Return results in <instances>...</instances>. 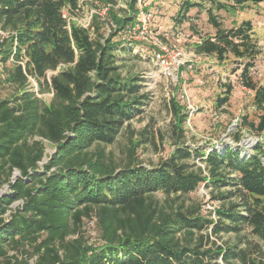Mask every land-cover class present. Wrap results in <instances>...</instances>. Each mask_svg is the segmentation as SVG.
I'll return each instance as SVG.
<instances>
[{
    "label": "trees",
    "instance_id": "obj_1",
    "mask_svg": "<svg viewBox=\"0 0 264 264\" xmlns=\"http://www.w3.org/2000/svg\"><path fill=\"white\" fill-rule=\"evenodd\" d=\"M79 1L0 0V29L9 32L0 40V82L13 87L0 97V188L9 187L0 197V264H25L24 256H35L34 264H264L260 144L250 153L231 146L189 149L186 113L171 99L177 147L157 165L140 164L133 142L122 162L100 147L115 141L147 99L140 78L122 75L114 55L124 48L122 36L137 22L139 9L137 0H129L104 36L97 23L83 27L69 20ZM94 1L111 10L118 0ZM204 1L214 32L197 42L195 52L241 66L238 80L259 112L257 122L244 116L242 124L259 134L264 80H254L250 69L262 49L250 20L226 28L217 14L258 0ZM200 5L186 0L177 22ZM48 71L56 72L47 77ZM231 90L227 84L218 105L228 101ZM45 92L52 94L48 102L39 97ZM44 141L55 151L39 169ZM194 159L202 166L191 163ZM14 171L19 176L13 181ZM201 184L220 201L216 218L204 213L200 202L185 204L182 198ZM16 200L21 204L5 215ZM84 218L94 219L101 241L96 245L80 233ZM220 233H234L237 241L210 240Z\"/></svg>",
    "mask_w": 264,
    "mask_h": 264
},
{
    "label": "rangeland",
    "instance_id": "obj_2",
    "mask_svg": "<svg viewBox=\"0 0 264 264\" xmlns=\"http://www.w3.org/2000/svg\"><path fill=\"white\" fill-rule=\"evenodd\" d=\"M128 1L118 0L117 5L110 10L108 6L94 0H80L77 15L71 16L69 20L83 27H89L92 22L97 23L101 27L100 32L108 36L115 26L114 18L121 19L123 10L128 9ZM185 1L137 0V8H142L150 14L147 32L144 34L146 39L127 41L122 45L124 48L117 47L114 50L116 64L120 66L122 75L140 78L141 92L147 94L141 112L122 128L115 141L112 144L100 145L105 154L117 162L127 158L128 147H133L130 142L135 144L133 152L136 160L146 167L157 165L177 147L172 138L175 117L170 106L171 99L181 106L186 116L191 113L190 125L188 126L185 120L183 127L184 146L189 149L208 152L222 151L223 147L231 146L238 148L242 153H250L257 144H260L264 151V130L256 134L242 124L244 116L248 121L257 122L259 112L251 105V91L244 88L238 80L241 66L237 67L231 60L218 62L213 56L195 52L197 42L214 32L205 12L210 5L204 0H188L201 4V7L190 8L185 19L178 23L179 8ZM217 14L226 28L237 25L242 20H250L254 37L262 49L250 73L254 80L263 81L264 0L246 3L230 11H219ZM114 40H118V36ZM154 41L161 43V49ZM158 52L160 58L156 57ZM189 59L193 64L191 69L186 66ZM56 71H48L47 77ZM227 84L232 87L229 99L225 104L218 105V98L224 97ZM30 86L37 91L36 83L32 79ZM12 91V86L0 82V97L8 96ZM184 93L186 97H182ZM51 96V92L39 94L45 102H48ZM246 140H250V145L244 144ZM44 146L45 154L38 163L39 169L55 151L47 141H44ZM262 158L264 161V154ZM192 162L196 165L200 163L197 159ZM16 177L17 171H14L12 180L14 181ZM210 190V187L201 184L182 198L185 204L200 202L203 212L211 218H216L213 210L220 205V201L210 198ZM6 194H9V187L4 184L0 188V197ZM157 196L163 199L162 194ZM20 204V200L13 201L5 215H9V212ZM80 233L88 244L96 245L101 242L94 219L84 218ZM247 237L255 240L250 235ZM209 238L216 244H233L237 241L234 233H220ZM12 253L15 254L14 251L10 252ZM21 256L17 255V259L21 260ZM23 258L27 260L25 264H34L36 259L35 256Z\"/></svg>",
    "mask_w": 264,
    "mask_h": 264
},
{
    "label": "built area",
    "instance_id": "obj_3",
    "mask_svg": "<svg viewBox=\"0 0 264 264\" xmlns=\"http://www.w3.org/2000/svg\"><path fill=\"white\" fill-rule=\"evenodd\" d=\"M149 17H150L149 13L145 12L142 8L139 9V11L137 12V22L134 25L128 27L125 30V34L122 36L124 38V40H127V41H131V40L142 41V40H145L146 38H145L144 34H146V32H147V23L149 21ZM8 33H9L8 31L0 29V40L3 39L4 37H6L8 35ZM154 44H156L157 47H159L161 49L162 45H161L160 42L154 41ZM156 57L160 58V53L159 52L156 54ZM186 62H188V64L186 66L189 69H191L192 65H193L191 59L187 60ZM31 79L32 78L29 77V81ZM32 81H34V80L32 79ZM183 95H182V97H186V94L184 96ZM190 108H192L191 105H190ZM190 111L192 112L191 109H190ZM189 114L191 115V113H189ZM190 115L189 116L187 115V118H186L188 126L190 125L189 124ZM199 165L202 166L201 163H199Z\"/></svg>",
    "mask_w": 264,
    "mask_h": 264
},
{
    "label": "bare ground",
    "instance_id": "obj_4",
    "mask_svg": "<svg viewBox=\"0 0 264 264\" xmlns=\"http://www.w3.org/2000/svg\"><path fill=\"white\" fill-rule=\"evenodd\" d=\"M244 144L247 146L250 145V140H246Z\"/></svg>",
    "mask_w": 264,
    "mask_h": 264
},
{
    "label": "water",
    "instance_id": "obj_5",
    "mask_svg": "<svg viewBox=\"0 0 264 264\" xmlns=\"http://www.w3.org/2000/svg\"><path fill=\"white\" fill-rule=\"evenodd\" d=\"M17 176H19V173L17 172Z\"/></svg>",
    "mask_w": 264,
    "mask_h": 264
}]
</instances>
